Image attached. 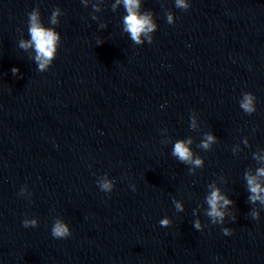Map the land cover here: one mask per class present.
<instances>
[{
  "label": "clouds",
  "instance_id": "clouds-1",
  "mask_svg": "<svg viewBox=\"0 0 264 264\" xmlns=\"http://www.w3.org/2000/svg\"><path fill=\"white\" fill-rule=\"evenodd\" d=\"M102 3L103 0H100ZM84 7L88 6L89 0H81ZM123 5L126 15L123 17V31L128 33L130 39L136 45H142L147 41L151 44L153 42V33L157 30V24L154 20V14L151 11H141V0H115V3L111 5L112 11H116L117 7ZM175 7L184 11L190 8L188 0H175ZM92 8L95 12L101 11L99 3H93ZM62 10L57 7L55 8L50 16L49 23L52 26L59 24V17L62 15ZM92 19L96 20L97 16L92 15ZM166 19L169 24L175 22L174 14L171 11L166 12ZM107 25L101 23L100 28L104 29ZM28 33L30 39H20L18 47L24 51L32 49L34 55L30 56L37 65L39 72H46L52 65L56 58L58 48L61 44V35L55 30V27L44 26L41 20V14L39 7H35L31 12L28 13ZM102 44V43H101ZM12 74L15 76L19 73V69L13 67L11 69ZM256 97L251 92H245L239 101L240 108L246 113L251 115L256 111L255 105ZM196 114L193 113L190 117V128L196 129ZM217 142V138L207 132L204 134L199 148L203 150H210L212 145ZM193 139L191 137L187 139H180L174 142L172 149V156L175 157L179 162L191 166L189 168L190 174H194L197 168L204 166V160L195 155L192 148ZM260 159L259 157H257ZM264 167H260L256 170V174L245 173V179L247 181V189L250 193L248 201L251 204L260 203L264 206ZM97 185L102 192L110 193L115 187V181L110 179L107 174H104L97 180ZM211 189L210 194L205 197V202L208 205L205 209V215L210 219L212 224H223L225 221L226 212L225 209L233 203L232 200L228 199L226 195L221 194L219 188H216L213 184H209ZM133 191H135V185H132ZM27 192V188L21 189L20 194L24 195ZM175 210L177 212H183L184 206L179 200H173ZM195 215V212L193 213ZM253 220L259 219V211L253 209L250 213ZM38 220L25 218L22 221V225L25 228L37 227ZM172 221L170 218L165 217L159 221L161 227H169ZM193 227L196 230L202 231L204 225H202L199 219H196L193 223ZM224 235H231L232 230L229 228H223ZM51 234L56 239L67 238L71 235V230L62 219L56 218L51 230Z\"/></svg>",
  "mask_w": 264,
  "mask_h": 264
}]
</instances>
